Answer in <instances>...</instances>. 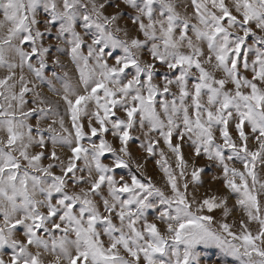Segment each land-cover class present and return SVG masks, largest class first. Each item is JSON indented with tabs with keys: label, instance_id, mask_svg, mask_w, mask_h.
<instances>
[{
	"label": "snow or ice",
	"instance_id": "6c2138e0",
	"mask_svg": "<svg viewBox=\"0 0 264 264\" xmlns=\"http://www.w3.org/2000/svg\"><path fill=\"white\" fill-rule=\"evenodd\" d=\"M0 69V264H264V0H0Z\"/></svg>",
	"mask_w": 264,
	"mask_h": 264
},
{
	"label": "rangeland",
	"instance_id": "374dc122",
	"mask_svg": "<svg viewBox=\"0 0 264 264\" xmlns=\"http://www.w3.org/2000/svg\"><path fill=\"white\" fill-rule=\"evenodd\" d=\"M178 10L181 11V12L184 11L183 8H179ZM124 23H125V21H121V24L122 25ZM128 23L130 24V21ZM3 74H4V70L0 69V75H3ZM32 122L35 123L34 120ZM138 143L139 142H137V144ZM134 147H135V145H134ZM57 171H58V169H57ZM147 171H148V174L152 176L153 180L158 183V185L163 183V181L161 180V175L162 174L159 172L158 169L155 168L153 162L150 161L148 163V169H147ZM125 172H126V170H123L121 174H124ZM207 188H208V185H205L204 188L200 189V192L201 193H204ZM221 191H223V190L221 189ZM229 203L230 204L234 203V198ZM240 215L241 214L239 212L233 213V215L230 218L229 222L231 223L232 220L238 221L239 218H240ZM201 254H202V257L204 258L203 259V264H213V261L218 260V258L220 256V253H219V251L217 249H203Z\"/></svg>",
	"mask_w": 264,
	"mask_h": 264
}]
</instances>
